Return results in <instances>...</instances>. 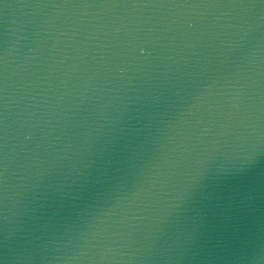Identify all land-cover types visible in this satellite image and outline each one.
Wrapping results in <instances>:
<instances>
[{
  "label": "water",
  "instance_id": "water-1",
  "mask_svg": "<svg viewBox=\"0 0 264 264\" xmlns=\"http://www.w3.org/2000/svg\"><path fill=\"white\" fill-rule=\"evenodd\" d=\"M0 264H264V0H0Z\"/></svg>",
  "mask_w": 264,
  "mask_h": 264
}]
</instances>
